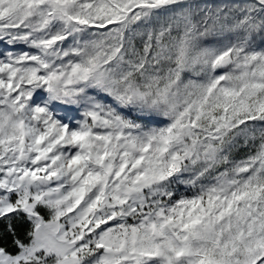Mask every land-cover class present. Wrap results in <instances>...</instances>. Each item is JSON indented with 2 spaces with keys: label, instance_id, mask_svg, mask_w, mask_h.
Segmentation results:
<instances>
[{
  "label": "snow or ice",
  "instance_id": "1",
  "mask_svg": "<svg viewBox=\"0 0 264 264\" xmlns=\"http://www.w3.org/2000/svg\"><path fill=\"white\" fill-rule=\"evenodd\" d=\"M0 264H264V0H0Z\"/></svg>",
  "mask_w": 264,
  "mask_h": 264
}]
</instances>
